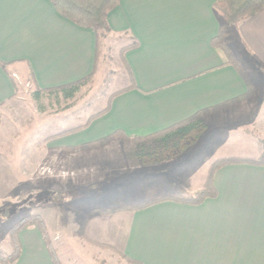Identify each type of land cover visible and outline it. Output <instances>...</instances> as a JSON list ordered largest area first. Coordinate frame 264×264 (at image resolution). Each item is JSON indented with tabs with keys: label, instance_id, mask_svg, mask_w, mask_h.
<instances>
[{
	"label": "crops",
	"instance_id": "1",
	"mask_svg": "<svg viewBox=\"0 0 264 264\" xmlns=\"http://www.w3.org/2000/svg\"><path fill=\"white\" fill-rule=\"evenodd\" d=\"M214 2L118 0L107 22L111 35L126 36L120 48L130 82L110 98L105 113L78 132L47 140L45 148L65 156L60 163L84 158L99 173L119 175V170L105 171L119 163L101 160L115 154L110 147L132 143L134 137L148 136L204 110L205 125L225 116H248L256 87L250 98L239 100L250 82L211 43L220 26ZM230 45L234 54L240 46L249 61L264 66V8L238 24ZM96 49L94 31L62 16L50 0H0V62L11 63L7 71L0 65V110L8 109L15 98L12 68L28 69L38 88L57 87L89 75ZM116 131L124 137L120 134L102 148L62 152ZM173 158L133 164L130 179L148 178L146 200L202 187L201 176L194 184L187 183V168H176L166 177L162 172L170 173ZM58 164H50L57 168L54 178H60ZM91 177L83 173L80 180L90 184ZM167 178L168 185L177 182L175 190L164 185ZM211 183L215 197L198 204L165 200L134 211L90 212L84 237L92 243L93 253L104 256L91 258L92 263L118 264L113 258L106 260L110 249L133 264H264V166L227 164L214 172ZM18 238L21 253L9 264H54L36 225L21 230ZM62 254L58 251L57 256Z\"/></svg>",
	"mask_w": 264,
	"mask_h": 264
},
{
	"label": "rangeland",
	"instance_id": "2",
	"mask_svg": "<svg viewBox=\"0 0 264 264\" xmlns=\"http://www.w3.org/2000/svg\"><path fill=\"white\" fill-rule=\"evenodd\" d=\"M125 38H116L110 31L101 33L93 74L72 97L59 92L42 94L35 99L27 69L20 66L11 69L18 91L9 108L0 110V253L7 254L11 250L9 231L12 226L26 215L39 214L46 222L47 235L56 254L63 252L58 257L60 264L68 261L93 264L91 258L97 260L104 256L93 253L92 243L81 236L91 210L146 200L148 178L130 179L129 171L133 172V164L138 163L131 157L133 143L124 141L118 147H110L115 154L101 159L119 163L105 168L108 173L119 170V175L99 173V168L89 167L83 162L84 158L76 157L78 154L74 163L70 160V164H64L65 156L45 148L47 140L56 139L59 133L83 124L89 116L103 110L114 93L129 84L121 58L123 49L120 48L126 42ZM234 55L242 72L256 87L250 113L244 118L225 116L207 122L199 140L191 143L182 155L173 158L170 173L162 172L166 177H171L176 168H187L190 171L185 176L187 183L194 184L200 176L204 181L209 163L219 157L264 154V66L249 61L240 46L235 48ZM62 160L64 162L60 163ZM55 161H59L58 168L63 171L57 170L60 178H54L57 168L50 166ZM138 171L142 172L141 169ZM83 173L94 177L90 184L80 180ZM167 179L165 186L170 178ZM175 185L177 182L172 184L171 181L166 187L175 190ZM28 202H33V206H28ZM107 250L110 251L107 252L108 262L113 258L118 264H133L118 257V251Z\"/></svg>",
	"mask_w": 264,
	"mask_h": 264
},
{
	"label": "trees",
	"instance_id": "3",
	"mask_svg": "<svg viewBox=\"0 0 264 264\" xmlns=\"http://www.w3.org/2000/svg\"><path fill=\"white\" fill-rule=\"evenodd\" d=\"M54 5L56 10L64 17L68 18L75 24L91 28L96 35V47L97 41L101 33L110 31L107 15L108 13L115 8L118 3V0H50ZM214 10L216 11L219 19L220 26L218 29V34L212 38L211 43L213 46L219 47L222 49L227 57L228 62L232 64L240 73L244 74L240 68L239 62L234 55L231 44V37L234 35L238 24L259 12L264 8V0H215L213 4ZM135 44V43H134ZM134 44L130 45L133 46ZM97 51V49H96ZM11 63L0 62V65L4 70L7 71V67ZM79 80L74 82L52 87V88H38L33 79L32 73L27 69L30 81L34 88L33 95L35 99H38L42 94H56L63 92L67 97H72L73 94L79 90L81 86L87 83L94 71ZM12 83L14 85V94L16 95L18 88L16 81L11 76ZM244 80L248 82L247 78L244 77ZM120 90L118 92H121ZM255 91V86L251 83H248V90L245 95L239 98V100L250 98ZM117 93V92H116ZM114 93V94H116ZM113 94V95H114ZM112 95V96H113ZM111 96V97H112ZM231 103H225L229 104ZM108 107V104L106 108ZM106 108L98 111L91 116L83 123L78 126H75L69 130L61 132L57 135L63 136L66 134H71L78 132L84 129L91 120L101 116L105 113ZM206 111H200L192 117L178 123L167 127L165 129L151 133L145 137H134L129 139L132 141L134 147L131 151V157L135 159L141 165L155 164L164 160L173 158L174 156L182 153L191 143H193L196 138H198L201 131L205 128V122L202 118L203 113ZM121 134V135H120ZM119 135L123 138L121 131H116L113 134L95 140L92 142L84 143L76 147H69L62 149V152L78 151V150H89L93 148H102L112 140H116ZM247 163L253 165H262L264 166V154L260 156H236L229 155L223 156L211 161L208 165L205 179L203 181L202 187L191 194H169L163 196H156L144 201H140L135 204H125L119 207H106V208H94L91 210L92 213L107 214L113 213L115 211H134L145 208L152 204H155L160 201L171 200L180 203L186 204H198L202 202L205 198H213L216 195V191L212 186V177L214 172L220 167L227 164H239ZM21 201V200H20ZM35 204L38 202L33 201ZM33 202H28V206L31 207ZM23 204L24 202L21 201ZM39 204V203H38ZM33 206V205H32ZM2 212V211H0ZM31 224L36 225L44 239L46 248L49 252V255L54 264H60L58 256L55 252V249L52 246L51 240L47 235V226L44 218L39 214H29L21 219H19L9 231L10 247L11 250L7 254L0 253V264H9L17 260L21 253V245L19 242L18 234L26 226ZM81 236H84L82 233ZM130 263L133 261L127 260ZM139 264V263H137Z\"/></svg>",
	"mask_w": 264,
	"mask_h": 264
}]
</instances>
